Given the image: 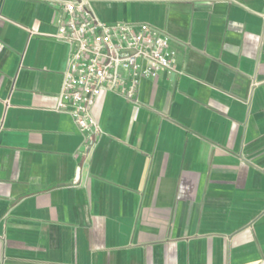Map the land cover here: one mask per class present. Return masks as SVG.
Instances as JSON below:
<instances>
[{
	"label": "crops",
	"instance_id": "1",
	"mask_svg": "<svg viewBox=\"0 0 264 264\" xmlns=\"http://www.w3.org/2000/svg\"><path fill=\"white\" fill-rule=\"evenodd\" d=\"M89 2L176 72L99 96L87 162L55 5L0 0V264H264V0Z\"/></svg>",
	"mask_w": 264,
	"mask_h": 264
},
{
	"label": "built area",
	"instance_id": "2",
	"mask_svg": "<svg viewBox=\"0 0 264 264\" xmlns=\"http://www.w3.org/2000/svg\"><path fill=\"white\" fill-rule=\"evenodd\" d=\"M55 5L54 37L69 47L56 111L69 114L84 136L89 162L103 133L93 107L106 91L135 101L144 79L176 72L171 39L148 23L105 22L89 0H48Z\"/></svg>",
	"mask_w": 264,
	"mask_h": 264
}]
</instances>
